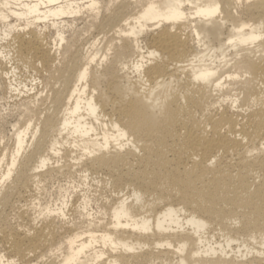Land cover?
Masks as SVG:
<instances>
[{
  "label": "bare ground",
  "instance_id": "1",
  "mask_svg": "<svg viewBox=\"0 0 264 264\" xmlns=\"http://www.w3.org/2000/svg\"><path fill=\"white\" fill-rule=\"evenodd\" d=\"M0 94V264H264V0H0Z\"/></svg>",
  "mask_w": 264,
  "mask_h": 264
},
{
  "label": "rangeland",
  "instance_id": "2",
  "mask_svg": "<svg viewBox=\"0 0 264 264\" xmlns=\"http://www.w3.org/2000/svg\"><path fill=\"white\" fill-rule=\"evenodd\" d=\"M242 11L239 10V15H241ZM236 15V14H235ZM244 19L246 18V15H244ZM80 26H83L82 23L78 20L77 21ZM75 26V24H73ZM71 29V28H70ZM104 36V33L97 31L94 27H87V30L84 31L83 37L100 39ZM108 36L112 37L113 32L109 31ZM227 53V58H233L235 56V50L230 49ZM221 57H218L220 59ZM35 75V71L33 68L29 65H22L20 67V77L24 80L30 83L31 79ZM29 88H31V85H29ZM0 94V144L3 149H8V154H11L12 146H13V133L14 129L12 127V124H15L17 121V117L19 116V110L17 106V102L19 100H15V98H10V96L3 98V95ZM20 98V97H19ZM63 184H66L65 186H69L68 181H64ZM57 186V185H56ZM52 187L50 185H45L43 189L40 188L39 191L41 195V202L43 205H46L50 203L51 201L56 200V197L58 195L57 187ZM30 204L31 201L22 202V204ZM24 220L19 217V206H16L14 210L10 212V223L11 225L16 226L17 224H24ZM24 226V225H23ZM6 241L0 242V254L6 253L5 247L7 246ZM17 259V258H16Z\"/></svg>",
  "mask_w": 264,
  "mask_h": 264
}]
</instances>
